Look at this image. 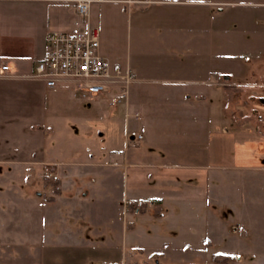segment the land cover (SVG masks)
<instances>
[{"label": "rangeland", "instance_id": "1", "mask_svg": "<svg viewBox=\"0 0 264 264\" xmlns=\"http://www.w3.org/2000/svg\"><path fill=\"white\" fill-rule=\"evenodd\" d=\"M158 1L91 4L102 54L130 67L136 82L126 105L115 107L114 94L90 102L73 84L57 91L45 157L85 160L88 148L104 145L117 153L119 167L107 168L103 195L88 191L69 215L49 202L52 165L32 180L0 166V264H264V178L247 169L264 165V105L249 100L264 96V0ZM222 71L249 90L237 95L235 119L223 92L200 106L186 82ZM185 90L188 100L178 96ZM96 110L119 114L105 128L91 120ZM126 132L142 139L130 143ZM148 157L161 165L157 183L146 180L152 168L136 165ZM195 163L207 174L216 164H234V185L225 182L220 204L212 190L196 195ZM154 196L163 203L147 199ZM215 253L229 258L213 260Z\"/></svg>", "mask_w": 264, "mask_h": 264}, {"label": "crops", "instance_id": "2", "mask_svg": "<svg viewBox=\"0 0 264 264\" xmlns=\"http://www.w3.org/2000/svg\"><path fill=\"white\" fill-rule=\"evenodd\" d=\"M143 1H146L144 3L159 2L158 0ZM161 2L209 3V1L203 0H164ZM111 4H119V2H111ZM81 21L76 15L74 0H0V57L8 63L9 67L8 75L0 77V166L4 168L5 174L16 175V178L20 180H26L30 176V180H32L33 176L42 174L45 165H52L55 168L53 173L57 179L54 182L53 195L50 196L53 199L50 204L57 208L62 207L69 215L75 214L72 206L83 204L88 197V191L91 194L103 195L104 191L101 189L106 186L107 168L109 166L111 168L119 167L117 153L108 151L104 145H101L96 152V149L88 148V158L85 160L73 159L72 156L69 158L58 157L57 159L45 157L47 136L48 132L52 131L53 125L51 129L49 126L52 123V118L55 117V106H53L57 99L55 93L62 88L68 89L72 83L63 84L59 89L53 91L45 86L43 80L32 77V74L35 64L44 56L47 33L65 32L74 25L79 26ZM233 75L222 71L216 76H209L205 79H187L186 82L194 87L191 90H193L195 101L200 106H204L206 100L210 102L212 98L217 99L218 92H223L221 97L223 100L226 99L225 108L235 119L237 95L248 93L249 90L246 85L238 89L233 82ZM238 76L240 77V75ZM134 79L136 82L135 77ZM132 95L130 91L129 105H133L131 101L134 100V96L132 99ZM190 95L191 93L187 90L180 91L178 94L184 100H188ZM95 98H86V100L91 102ZM254 98L264 105V96L249 95V100ZM97 101L99 100L97 99ZM115 105V102L110 103L109 107H115ZM129 107L125 109V115H127L125 125L128 124ZM250 110L249 117L255 112V110ZM118 114L117 110L113 112L96 110L91 120L98 118V122L103 123L107 128ZM139 114L140 112L135 111L134 116L137 117ZM206 114L208 115L207 110L201 116ZM148 120L147 116V123ZM47 121L50 124H47ZM222 132L228 133L224 128H222ZM145 160L148 161L136 165L152 168L153 170L146 171L145 177L148 181L156 182L160 179L156 168L161 165L150 161L149 157ZM120 165H126V163H120ZM192 167L195 168L196 195L204 197L208 190H212L213 195L217 198V204H220L219 198L224 195L223 191L226 190L225 182H228V186L229 182L234 183L232 177L236 170L234 164H216L211 168L213 171L211 174L199 171V169H205L204 165L195 163ZM247 169L258 172V175L264 178V165L256 164L255 167ZM205 174L207 175L205 176ZM208 178H210L209 181ZM156 183L155 185H157ZM37 197H40L41 203H43V195L38 192ZM147 199H152L153 204L157 206L164 201L160 196ZM117 200H119V195ZM134 202L138 203L139 199L132 200V203ZM64 216L63 218L66 220Z\"/></svg>", "mask_w": 264, "mask_h": 264}, {"label": "built area", "instance_id": "3", "mask_svg": "<svg viewBox=\"0 0 264 264\" xmlns=\"http://www.w3.org/2000/svg\"><path fill=\"white\" fill-rule=\"evenodd\" d=\"M76 15L81 18L77 29L50 32L45 36V53L34 67L32 77L43 80L48 89L56 91L63 84H73L84 97L114 94L115 103H127L129 86L134 81L129 67L111 64L101 52L100 32L90 23L93 2L141 3L142 0H74ZM8 63L0 57V77L8 75ZM120 90V92H119ZM117 91V92H116ZM114 92V93H113ZM126 140L137 144L141 135ZM128 143V142H127ZM53 180L57 176L49 173Z\"/></svg>", "mask_w": 264, "mask_h": 264}, {"label": "trees", "instance_id": "4", "mask_svg": "<svg viewBox=\"0 0 264 264\" xmlns=\"http://www.w3.org/2000/svg\"><path fill=\"white\" fill-rule=\"evenodd\" d=\"M57 191V190H56ZM53 201V199L52 198H49V202H52ZM221 254H219V253H215V254H213L212 255V259L213 260H216L217 261V259H218V257L220 256ZM228 258H229V256L228 255H223V260H228Z\"/></svg>", "mask_w": 264, "mask_h": 264}]
</instances>
